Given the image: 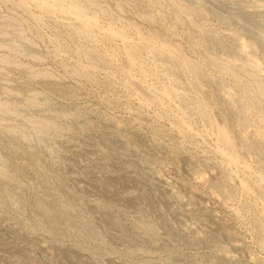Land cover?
I'll return each mask as SVG.
<instances>
[{
    "label": "rangeland",
    "instance_id": "rangeland-1",
    "mask_svg": "<svg viewBox=\"0 0 264 264\" xmlns=\"http://www.w3.org/2000/svg\"><path fill=\"white\" fill-rule=\"evenodd\" d=\"M217 1L0 0V264H264V0Z\"/></svg>",
    "mask_w": 264,
    "mask_h": 264
},
{
    "label": "bare ground",
    "instance_id": "bare-ground-1",
    "mask_svg": "<svg viewBox=\"0 0 264 264\" xmlns=\"http://www.w3.org/2000/svg\"><path fill=\"white\" fill-rule=\"evenodd\" d=\"M211 1H216V2H219V1H217V0H211ZM196 12V11H195ZM198 13V12H197ZM246 13V14H245ZM244 14L245 15H247V16H250V12H248V11H246ZM257 23H259V22H257Z\"/></svg>",
    "mask_w": 264,
    "mask_h": 264
}]
</instances>
